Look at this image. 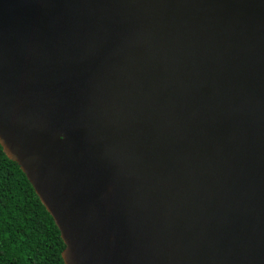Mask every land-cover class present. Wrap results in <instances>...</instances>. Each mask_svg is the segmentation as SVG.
Instances as JSON below:
<instances>
[{
    "label": "water",
    "instance_id": "obj_1",
    "mask_svg": "<svg viewBox=\"0 0 264 264\" xmlns=\"http://www.w3.org/2000/svg\"><path fill=\"white\" fill-rule=\"evenodd\" d=\"M0 146L64 264H264V0H0Z\"/></svg>",
    "mask_w": 264,
    "mask_h": 264
},
{
    "label": "trees",
    "instance_id": "obj_2",
    "mask_svg": "<svg viewBox=\"0 0 264 264\" xmlns=\"http://www.w3.org/2000/svg\"><path fill=\"white\" fill-rule=\"evenodd\" d=\"M64 247L31 183L0 146V264H64Z\"/></svg>",
    "mask_w": 264,
    "mask_h": 264
}]
</instances>
